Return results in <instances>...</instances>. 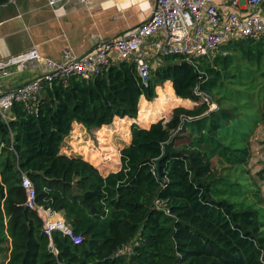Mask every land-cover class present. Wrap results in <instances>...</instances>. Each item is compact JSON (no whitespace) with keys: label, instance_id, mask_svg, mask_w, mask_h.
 <instances>
[{"label":"trees","instance_id":"1","mask_svg":"<svg viewBox=\"0 0 264 264\" xmlns=\"http://www.w3.org/2000/svg\"><path fill=\"white\" fill-rule=\"evenodd\" d=\"M218 50L193 63L163 56L147 84L127 62L44 82L36 101L17 102L9 120L0 115V264H264L260 203L249 202L262 200L264 167L255 175L246 169L250 135L264 128V36ZM167 82L176 98L202 101V93L218 110L202 101L177 108L169 122L133 124L121 168L107 176L62 152L75 123L97 131L136 119L141 98L153 101ZM165 143L177 154L161 162L159 177ZM216 161L233 169L217 177ZM23 174L40 204L63 213L80 245L59 231L51 239L43 233L25 205Z\"/></svg>","mask_w":264,"mask_h":264},{"label":"built area","instance_id":"2","mask_svg":"<svg viewBox=\"0 0 264 264\" xmlns=\"http://www.w3.org/2000/svg\"><path fill=\"white\" fill-rule=\"evenodd\" d=\"M15 1L0 3V8ZM55 3L50 0V5ZM261 36H264V0H156L145 23L103 41L84 56L74 57L67 51L58 62L44 58L36 49H29L0 59V115L9 120L17 102L28 105L36 101L44 82L72 76L89 78L100 74L103 68L127 62L135 65L138 75L147 84L152 58L181 55L188 63H193L232 41ZM34 65L42 68L38 75L17 87H6L8 77L24 73ZM197 94L211 107L215 106L207 95ZM22 187L26 193L25 205L38 215L47 237L51 239L53 233L59 231L76 245L83 242L66 224L62 212L38 202L36 188L26 174L22 176ZM52 249L56 254L54 247Z\"/></svg>","mask_w":264,"mask_h":264},{"label":"crops","instance_id":"3","mask_svg":"<svg viewBox=\"0 0 264 264\" xmlns=\"http://www.w3.org/2000/svg\"><path fill=\"white\" fill-rule=\"evenodd\" d=\"M55 1V5H50V0H17L7 7L0 8V59L17 55L29 49H36L44 58L58 62L64 59L67 51L74 57L84 56L94 51L103 41L116 38L145 23L152 14L156 0ZM159 61L156 67L160 64ZM41 71V67L34 65L24 73L13 74L5 80L6 87L11 89L22 85ZM167 83L172 87L171 82ZM177 98L183 102L193 103L190 99H181L178 96ZM144 101L145 98L142 97L140 104ZM194 102L197 104L196 100ZM116 120L133 119L117 118L113 123ZM106 128L114 129V125L104 126L97 131H88L82 124L75 123L73 131L76 129L77 133L85 132L88 134V138H85L86 134L82 135L80 132L78 133L80 137L70 135L68 138L75 139L74 146L78 139H83L84 136L85 139H89L90 134L97 136ZM131 139L130 135V141L125 145L130 144ZM82 142L84 144L86 140L84 142L83 139L80 144ZM89 143L91 144V142ZM119 148L117 147V149ZM62 152L67 155L64 150ZM120 168L119 165L117 170H110L106 176L119 171Z\"/></svg>","mask_w":264,"mask_h":264},{"label":"rangeland","instance_id":"4","mask_svg":"<svg viewBox=\"0 0 264 264\" xmlns=\"http://www.w3.org/2000/svg\"><path fill=\"white\" fill-rule=\"evenodd\" d=\"M219 50H216L214 53H217ZM164 57L159 58H152L150 59V65L152 70L155 69L157 62ZM200 60V59H199ZM160 62V61H159ZM162 65V61L161 64ZM261 84V83H260ZM173 88H170V84H165L162 87H158L156 89L157 97L153 101H147L145 99L144 102L140 104V111L136 119L133 120H116L114 125V129H107L102 130L97 134V136H94L90 134L89 139L87 133H81L82 135H87L84 139V143L81 141L83 139H78L73 146L74 138H68L65 140L64 146L62 151L64 150L65 153H67L68 156H81L86 161H91L94 166L98 167L100 172L106 176V174L110 170H117L118 166H121V150L125 147V143L130 141V135L132 137V125L137 124L141 128L149 127V125L157 123L159 121L169 122V120L172 118V115L174 111L177 108H184V109H191L195 106L199 105L201 100H196L197 104H195L194 100L193 103L191 102H183L180 103V101L174 96L172 90ZM260 86L256 91H259ZM207 99V98H206ZM208 99H211L208 97ZM203 101V99H202ZM215 104V103H211ZM226 105V104H225ZM194 106V107H193ZM210 110H218V105L215 104V107H211L209 105ZM254 112V110H253ZM133 121V122H132ZM75 131V133H74ZM71 133V136H78V133L76 132V129ZM74 134V135H73ZM178 133L175 132L174 135H177ZM82 137V136H81ZM250 141V151H251V159L249 162V165L246 167V169H249L250 173L252 175H255L260 169L264 167V128L262 125H258L257 128H255L252 131V135H250L249 138ZM91 142V144L89 143ZM189 139L186 140H180L177 143V146L180 147L183 143H188ZM88 144L92 145L90 148H88ZM86 146V148H85ZM111 147V148H110ZM117 147H120L117 149ZM227 169H233L228 165L222 164L220 161L214 162V174L215 176L219 177L220 175H225ZM242 170H237L234 174L239 175L242 177V179H247L249 182H252V178L248 176L247 174H243L241 172ZM259 186L261 187V194H262V200L261 202L254 201L253 199H249V202L251 203H260L256 204L257 207L261 210V220L264 223V180L259 182ZM257 189V188H256ZM241 199H235V201H240Z\"/></svg>","mask_w":264,"mask_h":264},{"label":"water","instance_id":"5","mask_svg":"<svg viewBox=\"0 0 264 264\" xmlns=\"http://www.w3.org/2000/svg\"><path fill=\"white\" fill-rule=\"evenodd\" d=\"M184 64H187V63H184ZM174 154H177V152H175L174 150L171 149L169 143H165L164 144V153L156 162L157 163V171H158L159 177H161V174H160L161 162L164 161L165 159H167L169 155H174ZM52 250H53L52 247H50V251L51 252H52Z\"/></svg>","mask_w":264,"mask_h":264}]
</instances>
